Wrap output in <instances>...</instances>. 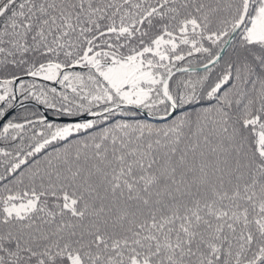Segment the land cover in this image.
Returning <instances> with one entry per match:
<instances>
[{
	"label": "snow or ice",
	"instance_id": "6c2138e0",
	"mask_svg": "<svg viewBox=\"0 0 264 264\" xmlns=\"http://www.w3.org/2000/svg\"><path fill=\"white\" fill-rule=\"evenodd\" d=\"M0 264H264V0H0Z\"/></svg>",
	"mask_w": 264,
	"mask_h": 264
}]
</instances>
